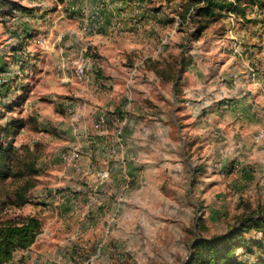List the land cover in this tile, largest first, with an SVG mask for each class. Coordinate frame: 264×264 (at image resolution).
Returning <instances> with one entry per match:
<instances>
[{
    "label": "crops",
    "instance_id": "crops-1",
    "mask_svg": "<svg viewBox=\"0 0 264 264\" xmlns=\"http://www.w3.org/2000/svg\"><path fill=\"white\" fill-rule=\"evenodd\" d=\"M23 2L35 7L31 14L20 13L27 27L40 30L37 38L45 37L38 46L35 75L26 77L34 86L31 95H35L26 105L35 107L33 115L40 123L39 136L33 138L31 147L41 141L44 153L38 166L48 168L51 175L42 178V188L30 199L34 202L27 204L24 213V217L42 220L43 216L47 220L30 248L49 233L67 230L82 201L89 198L93 202L94 193L104 191L105 199L111 195L109 189L116 191L118 185L133 182L138 188L145 183L155 184L157 177L165 175L159 170L169 168L166 161H174L175 155L186 157L185 150L192 148L191 153L196 154L192 159L197 164L206 159L197 155L205 147L213 160H223L219 155L226 143L222 135L235 153L252 150L254 135L264 128V35H256L264 24L246 27L240 39L243 56L233 59L215 43L187 49L180 48L178 35L158 38L155 30L167 28L170 20L142 0H104L102 22L96 32L83 29L84 15L71 12V5L88 10L90 15L96 13L102 0ZM170 6L172 9L175 5ZM253 11L255 19L263 17L261 11ZM115 22L122 24V30H113ZM30 42L27 39L29 47ZM86 46L97 47L102 53L98 63L103 75L110 78L108 87H99L98 80H102L97 76H76L74 63L83 57ZM256 60H261L257 69L259 85L248 78V68ZM133 72L136 76L130 82L127 77ZM18 83L20 80L11 79L10 86L14 88ZM6 95L4 105L9 107L6 104L15 98ZM221 105L226 106L223 114L218 111ZM101 111L128 115L122 152L110 154L111 146L117 143L113 126L107 130L94 128L95 115ZM50 128L52 134L46 133ZM73 147L81 149L82 156L74 163L64 161L62 154ZM186 162L184 165L189 163L187 158ZM64 163L69 170H64ZM107 166L115 170L100 183L94 173ZM87 170L92 173L85 174ZM75 175L86 176L84 184L74 182ZM59 187L67 188L60 198L55 194ZM90 201L87 207L92 206ZM52 238L50 235L48 241Z\"/></svg>",
    "mask_w": 264,
    "mask_h": 264
},
{
    "label": "rangeland",
    "instance_id": "rangeland-1",
    "mask_svg": "<svg viewBox=\"0 0 264 264\" xmlns=\"http://www.w3.org/2000/svg\"><path fill=\"white\" fill-rule=\"evenodd\" d=\"M10 1L18 4L19 8L15 9L14 5H9L0 14V141L13 139L17 147L31 146L33 138L39 136L40 123L33 115L35 107L26 105L35 97L31 95L34 86H31V81H27L26 77L35 75V60L40 48L38 46L44 43L45 37L37 38L40 30L28 28L27 22L23 20L24 16L20 15L21 12L33 13L35 7L28 6L23 0ZM170 3L175 5L172 9ZM184 4V0L151 2V9L161 10L170 20L167 28L155 30L158 38L164 35H178L177 43L180 48L190 49L195 44V47L205 48V45L215 43L230 58L238 59L243 56L244 46L240 55H233L231 48L234 38L240 40L247 26L249 29L252 25H257L254 23L264 24V13L261 19H255V7H248L245 16L235 14V18L231 20L230 14L226 13L220 20L210 23L204 32L199 33L200 19L190 20V12L185 11ZM183 14L187 17L185 23L181 21ZM230 29H233L234 36ZM256 35L262 38L264 27L261 26ZM27 39L31 41L30 47L26 44ZM161 42L160 40L158 44ZM34 43L37 45L30 49ZM262 44L261 48L264 49V43ZM262 51L261 58H264V50ZM101 54L97 47L86 46L83 51L85 59L91 60L97 66L88 75L101 78L102 81L98 80L101 82L99 87H107L110 78L103 75L98 63ZM23 58L25 63L22 62ZM260 61L252 62L248 68L249 81L255 85H259L257 69ZM251 66L256 69L255 80L250 72ZM135 76V72L130 73L127 80L131 82ZM11 79L20 80V83L13 88L10 86ZM6 94H11V99L15 98L10 104H6L9 107L4 105ZM218 111L220 114L225 113L226 106H219ZM23 113L22 119L25 120L26 126L18 128L15 136L10 130L4 129L6 122L21 118ZM117 114L125 115L121 112ZM110 125L115 129L114 123H110L108 127ZM51 128L46 133L52 134ZM261 133L264 134V128L254 135L250 152L235 153L228 138L222 135V141L226 140L219 154L223 160H213L205 147L197 155H204L206 159L197 164L192 159L196 158V154L194 151L191 153L190 148L189 151H184L186 157L180 154L173 156L174 161H166L165 164L170 169L159 170L160 174L163 171L165 175L157 177L155 184L145 183L138 188L133 182L118 185L116 191L109 189L111 195L105 199H102L104 191H91L94 193L93 202L85 194L88 199L82 201L77 216L72 217V225L67 230L49 233V236H44V240L34 248L18 251L9 264H184L191 255L194 241L198 238L225 234L240 218L259 211L264 212V136L256 140ZM41 147L44 146L39 140L33 145V153L27 155L31 160H37L36 168L39 171L35 176L21 179L13 177L0 182V222L9 218L24 217L29 206L26 204L18 209L13 202L16 198L15 192L26 179L35 180L36 183L29 193V199L35 198L38 190L42 188V178L47 177L49 172L48 168L42 169L38 166L44 153V148ZM209 157L211 160H208ZM186 158L188 165H184L187 163ZM64 166L65 171L69 170L66 163ZM112 167L110 176L115 170ZM74 178L77 183L84 184L86 180V176L81 175H75ZM59 188L55 194H59L60 198L67 188ZM89 201L92 202V209L87 207ZM33 202L34 200L29 201L30 204ZM89 210L94 211L93 214ZM45 221L46 217L42 216V223L45 224ZM50 235L53 236L52 241H48ZM259 235L261 237V234ZM247 236L254 241L252 234ZM244 252L241 250L248 264H264V248L260 251L255 249L253 254L245 255Z\"/></svg>",
    "mask_w": 264,
    "mask_h": 264
},
{
    "label": "trees",
    "instance_id": "trees-1",
    "mask_svg": "<svg viewBox=\"0 0 264 264\" xmlns=\"http://www.w3.org/2000/svg\"><path fill=\"white\" fill-rule=\"evenodd\" d=\"M153 0H142L151 3ZM185 11L190 12V20L199 18V33L204 32L209 24L220 20L226 13L245 16L248 7L264 10V0H184ZM9 5L19 8L10 0H0V14ZM26 9V8H25ZM25 9H23L25 11ZM182 23L187 21L182 15ZM22 118L12 119L5 123L4 129L10 130L14 136L18 128L25 127ZM19 153H21L19 155ZM33 153L31 146L17 147L14 140L0 141V182L10 178L33 177L38 173L37 160L27 155ZM37 159V158H36ZM25 167V168H24ZM36 185L35 180L26 179L15 192L13 205L20 209L28 204L29 193ZM43 227L42 220L37 216L9 218L0 222V264H9L20 250L29 249L36 241ZM247 234H252L254 241ZM261 234V237L260 235ZM264 248V212L246 215L238 220L227 233L211 238L200 237L194 241L192 252L184 264H248L241 250L253 254L255 249Z\"/></svg>",
    "mask_w": 264,
    "mask_h": 264
},
{
    "label": "built area",
    "instance_id": "built-area-1",
    "mask_svg": "<svg viewBox=\"0 0 264 264\" xmlns=\"http://www.w3.org/2000/svg\"><path fill=\"white\" fill-rule=\"evenodd\" d=\"M103 8H104V0H102V3L97 8L96 13L90 12V15H89L88 10H80L78 6L75 4L71 5V12H73L74 14L80 13L81 15H84L83 16L84 17L83 18V21H84L83 29L84 30H92L96 32L98 29V26L102 22L101 13L103 11ZM262 13H264V10L262 11ZM229 14H230V19L233 20L235 18V14L234 13H229ZM112 28L114 31H120L122 30V24L120 22H115L114 24H112ZM230 33L232 34V36L235 35L233 29H230ZM231 49H232L233 55H240L242 53L240 40H238L237 38H234V40L232 41ZM23 61L25 63L24 58L22 59V62ZM74 65H75L76 76L81 79H84L85 77H87L88 73L91 70H94L97 68L95 63H93L89 59H85L84 56L80 57L77 61H75ZM250 72H251L253 80H255L256 69L253 66L250 67ZM0 103H1V98H0ZM110 123H114V126H115L114 133H115V137L117 140V143L113 144L110 149V154L114 155V154H117L119 151L122 152L125 149L124 131L128 123V117L126 115L109 116L105 112H100L95 116L94 125H95V128L97 129L107 130V127L109 126ZM263 136H264L263 133L259 134L256 140L261 139ZM81 156H82L81 149H79L78 147H73L71 150H68L62 154V159L69 163H74ZM90 173H92V171L90 170L86 171V174H90ZM110 173H111V166H107L104 169H99L94 174L97 180L100 183H103L110 177Z\"/></svg>",
    "mask_w": 264,
    "mask_h": 264
}]
</instances>
